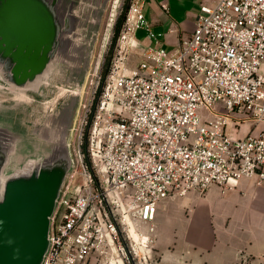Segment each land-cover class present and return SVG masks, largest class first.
<instances>
[{
    "label": "built area",
    "instance_id": "1",
    "mask_svg": "<svg viewBox=\"0 0 264 264\" xmlns=\"http://www.w3.org/2000/svg\"><path fill=\"white\" fill-rule=\"evenodd\" d=\"M144 4L129 0L108 70L107 46L88 68L43 264H151L163 200L242 179L264 186V127L241 133L264 124V0L202 4L173 50L157 45ZM130 48L141 49L135 67Z\"/></svg>",
    "mask_w": 264,
    "mask_h": 264
},
{
    "label": "water",
    "instance_id": "2",
    "mask_svg": "<svg viewBox=\"0 0 264 264\" xmlns=\"http://www.w3.org/2000/svg\"><path fill=\"white\" fill-rule=\"evenodd\" d=\"M77 23L70 0H0V94L37 91L52 72L80 66ZM77 100L65 101L44 124L0 102V264H43L72 167Z\"/></svg>",
    "mask_w": 264,
    "mask_h": 264
},
{
    "label": "crops",
    "instance_id": "3",
    "mask_svg": "<svg viewBox=\"0 0 264 264\" xmlns=\"http://www.w3.org/2000/svg\"><path fill=\"white\" fill-rule=\"evenodd\" d=\"M216 1L145 0L157 45L176 48L195 29L201 5ZM140 30L146 31L141 44L155 45L147 30ZM184 207L189 212H177ZM155 224L151 264H264V186L250 179L227 191L213 185L204 194L167 198L159 204Z\"/></svg>",
    "mask_w": 264,
    "mask_h": 264
},
{
    "label": "rangeland",
    "instance_id": "4",
    "mask_svg": "<svg viewBox=\"0 0 264 264\" xmlns=\"http://www.w3.org/2000/svg\"><path fill=\"white\" fill-rule=\"evenodd\" d=\"M104 4H101L98 8H89V5H86L83 8V11L87 12L90 20L87 21L83 27L91 29L92 34L85 32L87 35L86 39L87 42L92 43V52L91 55L88 57V64L90 66L93 63L96 54L107 46L106 52L103 56V74L108 70L111 64L115 61L118 48H119V32L122 28L123 22L125 20V15L129 8V0H104ZM82 9L80 8V11ZM111 18H115L114 23L110 25L109 23L112 22ZM81 24V23H80ZM82 25V24H81ZM90 31V32H91ZM146 31L140 30L136 33V37L138 41H142ZM84 35V37H85ZM131 54L128 55L129 66L135 67L142 58L141 52H137L135 49L130 48ZM84 74V83L82 86V95L81 99L79 98V94L77 95L74 91L80 90L81 86H77L75 83H68L65 79L62 80L63 82L58 84L59 88L57 90L54 89L53 91H49V95L46 97V101L42 104H38V102H33L31 100V96L28 99H24L21 101L20 105L21 108H26V105L30 107V114L31 117L28 119L29 123H42L44 124L49 118L55 114L60 106L67 100L76 99L78 96V111L76 112V119L74 124V133L76 135L77 130L79 128L80 122V115H81V108L79 107L81 103H83L86 99V90H87V73L83 70ZM89 77V76H88ZM86 79V80H85ZM72 90V92H71ZM74 92V93H73ZM27 97V96H26ZM0 100L5 101V103L12 104L17 101L16 95L10 93H2L0 94ZM80 101V102H79ZM18 106V107H19ZM264 127V124L258 125V128L255 123L251 120H247L244 122L242 134H245L250 129L251 130H259ZM73 140V137H70V141ZM222 190V189H221ZM223 191V190H222ZM227 191V190H225ZM204 194V193H202ZM175 206V205H174ZM189 212L188 208L178 209L177 212ZM155 241V238H154Z\"/></svg>",
    "mask_w": 264,
    "mask_h": 264
},
{
    "label": "flooded vegetation",
    "instance_id": "5",
    "mask_svg": "<svg viewBox=\"0 0 264 264\" xmlns=\"http://www.w3.org/2000/svg\"><path fill=\"white\" fill-rule=\"evenodd\" d=\"M70 3L73 4V8H74V13L76 15V17L78 18V23H77V27L75 30V35L76 38L78 39L79 43H81V59H80V66L78 67H74L71 68V70L66 71L65 70H56L54 72H52L48 77L47 80H44L42 82V84L40 85L39 89L37 91H27L26 93L28 95L31 96V100H33V102H38V104H42L45 102H47L46 97L49 95V91H53L54 89L59 88L60 83H62V80H66L68 83L72 82V83H77L79 82V78L83 73V70L85 71V74L88 71L89 68V64H88V57L91 55L92 52V43L91 42H87V35H85L86 31L89 34H92L93 31H91V29H88L86 27H83V25H85L87 23V21L90 20V17L88 16L87 12L83 11V8L86 7V5H89V8H98L99 6H101V4H104V0H70ZM67 4V3H66ZM80 8L82 9L80 11ZM100 8V7H99ZM82 25H81V24ZM91 31V32H90ZM85 35V37H84ZM80 39V40H79ZM81 41V42H80ZM84 74H83V79H81V81L79 82L81 86L80 90H79V98L81 99V95H82V86L84 83ZM86 80V79H85ZM26 94L27 99L29 98V96ZM30 99V98H29ZM2 104L5 103V101H1ZM80 102V101H79ZM15 103V106L17 107L16 109V113H18L20 116L24 117L25 119H30L31 114H30V107L29 105H26V108H21V106L24 105H20V103ZM12 103V104H14ZM9 104V103H8ZM78 101L76 104V110H75V115H74V119H73V125L71 128V132H70V137H75V133H74V124H75V117L77 115V111H78ZM19 106V107H18ZM63 107V104L60 106V108ZM59 108V109H60ZM69 137V140H70Z\"/></svg>",
    "mask_w": 264,
    "mask_h": 264
},
{
    "label": "bare ground",
    "instance_id": "6",
    "mask_svg": "<svg viewBox=\"0 0 264 264\" xmlns=\"http://www.w3.org/2000/svg\"><path fill=\"white\" fill-rule=\"evenodd\" d=\"M3 92H4V91H3ZM5 93H10V94H14V95H16V99H17L16 102H18V103H21L22 100L27 99L26 94L24 93L23 90H21V91H19V90H15V91H7V92H5Z\"/></svg>",
    "mask_w": 264,
    "mask_h": 264
}]
</instances>
